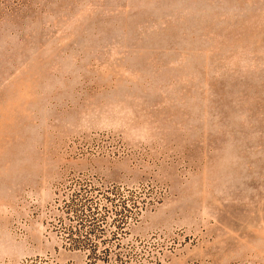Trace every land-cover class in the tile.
I'll list each match as a JSON object with an SVG mask.
<instances>
[{
  "label": "rangeland",
  "instance_id": "obj_1",
  "mask_svg": "<svg viewBox=\"0 0 264 264\" xmlns=\"http://www.w3.org/2000/svg\"><path fill=\"white\" fill-rule=\"evenodd\" d=\"M0 264H264V0H0Z\"/></svg>",
  "mask_w": 264,
  "mask_h": 264
}]
</instances>
